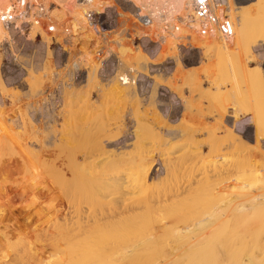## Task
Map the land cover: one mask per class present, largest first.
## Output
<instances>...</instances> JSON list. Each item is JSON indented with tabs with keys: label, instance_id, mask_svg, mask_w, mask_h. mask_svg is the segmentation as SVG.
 Segmentation results:
<instances>
[{
	"label": "rangeland",
	"instance_id": "374dc122",
	"mask_svg": "<svg viewBox=\"0 0 264 264\" xmlns=\"http://www.w3.org/2000/svg\"><path fill=\"white\" fill-rule=\"evenodd\" d=\"M253 1L256 0H229L228 11L235 32L230 41L204 39L197 35L193 38L192 35L187 41L192 46L182 51H179L178 41L173 38L166 41L169 45L174 43L167 49L165 46L158 49L149 43L143 49L137 45L138 42L133 44L124 41L122 48H114L119 53L118 59L108 56L109 65L102 72L99 59L90 51L87 41L85 56L81 58L85 60L83 65L88 67V79L77 89L66 88L61 102H41L40 94L52 82L54 74L58 72L57 68L71 57L58 51H55V54L49 51L47 54L46 47L40 40L36 41L38 45L34 55L10 59L5 65L2 64L0 56V234L8 233L12 241L19 238L17 235L20 233L22 239L29 240V244L23 242L25 246L21 241H16L14 247L12 244L8 247L9 241H3L5 239L0 237V247H3L0 248L3 252H0L4 254L5 251V255L7 253V256L0 260V264H19L18 254L26 248L37 253V260L31 261L40 262L41 258L45 259L46 250L52 249V233H56L66 224L68 225L64 227H69V224L76 227L77 224L73 225L78 218L76 205L82 206L86 216L113 207L115 201L120 198H117L116 194L114 199L115 195H111V191L101 188L100 180L104 181L116 165L124 164L126 168L129 167L130 165L125 163L132 158V155L129 156L132 152L133 156L145 154L149 166L153 169V177L154 174L157 175L154 179L160 178L156 181L157 184L159 181L156 193L162 194L164 189L175 191L176 187H182L183 190L184 187L192 185L191 191L182 196V201H177L172 207L180 216L185 214L181 216L185 218L184 221L189 220L192 215L195 217L204 213L208 208H214L225 199L230 200L227 197L235 199L242 192L256 190L259 182L245 179L248 178L246 171L249 164L256 160L258 168L263 166L257 169V172H264V17L262 19L260 16L255 22L251 20L253 27L242 25L243 15L246 13L244 5L253 4ZM237 7L239 11L235 10ZM87 37L90 40L92 35ZM124 70H133L134 82H130L128 76L122 73ZM5 75L9 77V81H5ZM166 151L167 154L169 152L168 155ZM109 155L116 159H103ZM118 159L119 162H115ZM196 161V164L193 163ZM198 162L201 167L197 165ZM203 163L212 173L204 171ZM89 164L98 166L97 170H92L95 167ZM194 164L195 167L203 169L206 173L204 176H208L204 177L201 174L203 171L197 170ZM226 169L233 175H228ZM92 171L100 173L92 174ZM23 172H28L27 176ZM87 172L91 178H88ZM255 172L256 170L250 172L248 176ZM223 173L226 174L223 176ZM245 173L247 178L244 177ZM212 174H215V178ZM260 175L262 178L264 173ZM214 182L221 184L212 189L213 185L216 186ZM56 184L65 187L68 197L65 192L61 195L60 189H56L60 185L57 187ZM34 185L38 187L32 189ZM206 186L211 188L210 192ZM40 188H44L43 191ZM47 190H51L52 194ZM230 191L238 196H229ZM34 192L38 206L35 204L31 207V196ZM142 193L138 196L147 194L146 191ZM211 195L213 198L208 201L205 196L210 198ZM224 197L226 198L222 201ZM29 199L32 200L30 207L26 204ZM42 199L45 203L48 200L51 206L48 203L46 205ZM172 199L171 197L170 200ZM40 200L45 205H42ZM23 202L25 204L21 205ZM78 202L80 204H77ZM35 208L36 212L42 210L43 215L35 214ZM54 210L57 213L61 210L56 220H53ZM73 213H76V217ZM67 217L72 219L66 220ZM167 223L163 229L169 228ZM222 223L216 224L219 228L216 226L218 231L215 229V233L224 237L226 230ZM3 225L8 228L3 229ZM42 228L46 232L38 239L35 234ZM100 229L102 228H99L97 233L95 230L91 231L95 232L90 233L92 236L88 234L90 243L100 244L93 241L97 240V237H105L104 229ZM96 234L97 237L94 236ZM100 234L102 236H99ZM90 237L96 239L90 241ZM37 239L42 244L39 243L40 247L36 244ZM28 249L27 252H30ZM252 249L254 245L250 242L248 250ZM221 250L227 251V248ZM166 256V248L154 246L146 251L142 261L145 264H166L163 263L167 260ZM98 260L92 258V262L84 264H102L100 258ZM104 261L108 262V259Z\"/></svg>",
	"mask_w": 264,
	"mask_h": 264
},
{
	"label": "bare ground",
	"instance_id": "6f19581e",
	"mask_svg": "<svg viewBox=\"0 0 264 264\" xmlns=\"http://www.w3.org/2000/svg\"><path fill=\"white\" fill-rule=\"evenodd\" d=\"M174 1L181 8H184L186 0H174ZM3 2H4V0H0V5ZM253 2H254L253 4L250 3V4L244 5V9L246 10V13H244V15H243V22H242L243 27H247L248 25H251L253 27L254 24L251 22V20L253 22H255V19L259 18L260 16H261V18L264 17V0H256ZM235 10L239 11V8L237 7V8H235ZM262 19H261V21H262ZM261 25H262V23H261ZM263 26L264 25H262V27ZM260 30H261V28H260ZM5 33L6 32H5L4 28L0 24V38ZM194 36H195V34H193V38H194ZM169 39H171V38H168L167 41ZM172 44H174V43H170V45H172ZM170 45L167 42L166 44L164 43L163 47L165 46L167 49L168 47L173 46V45L172 46H170ZM122 47L123 46L120 45V48H122ZM119 77H120V73H119ZM188 136H190V135H188ZM139 141H141V140H139ZM177 143H178V141H177ZM173 144L171 146H173ZM169 149H170V147H168V150ZM172 149H173V147H172ZM152 151H154V150H152ZM173 152H175V151H173ZM140 154H141V152H140ZM143 154H144V152H143ZM147 154H148V152H147ZM166 154H167V151H166ZM168 154H169V152H168ZM218 154H219V152H218ZM130 155H132V158H130V160L128 159L129 161L127 160L128 162H126L125 164L130 165L129 167H131V168H129V167L126 168V166L124 164L120 165V166L116 165V167L114 166L115 168L109 173V175L104 179V181L100 180V187L101 188L106 189L108 191H111L110 194L115 195L114 199L117 195H118L117 198H120L119 201H115L116 203L113 207L110 206L108 208L102 209L101 212H99L98 214L86 216L83 214L84 210H83L82 206L76 205V206H78L77 208L75 207L76 209H78L77 211H75L77 213V216H78L77 220L74 219V217H72L70 215L74 220H76V222L74 221L75 223L73 224V225L77 224L76 227L71 226V224H69L71 227L70 226L64 227V226L68 225V224H66V225L62 226V229H60L59 231H56V233H52L53 235L50 233L52 235V239H50L52 241V244H51L52 249L46 250L45 259L41 258L40 262H35L34 260L31 261L32 259L37 260V258H35V257H37L36 256L37 253H35V250L33 251L30 248L29 249L26 248L23 250V252L18 254L21 250L20 249L19 252H17V254L19 255V259H20L19 264H84L85 262H88V263L92 262V258L93 259L96 258L97 260L100 258V262H102V264H133V263L134 264H145L142 261L143 255L146 253V251L148 249H150L151 247H154V246H156V247L161 246V248L163 247V249H165V248L167 249V256H166L167 260L163 262L166 264H264V176L261 178V175H260V174H263L264 172L262 173L261 170H260L261 172H257V169L263 168V166L262 167L260 166L261 168H258V165H257L258 161L257 160L249 164L247 171H246L248 174L245 173V175H244V177H245L247 174L248 178L245 177V178H247V179H245L246 181L249 179H251V180L253 179V181L256 180L257 182H259L260 185L257 186L256 190H250V191L248 190L249 192L246 191V193L242 192L243 194L240 193L239 197H237L235 199H232L233 197H230V198L227 197V199H230L227 201L225 199L226 197H224V198H222V201H224L223 199H225L226 202L224 201L221 203V200H219V202L221 204H219L217 206H215L216 204H214V206H215L214 208L212 207L210 210L208 208L207 210L204 211V213H202V214L200 213L199 215H197L195 217L192 215V217L189 220L187 219L184 221L183 219H185V218L184 217L182 218L181 216H184L185 214L183 212H181L184 215L180 216V214H178L179 212L177 213L176 210H174V208H172V207H174L176 205L177 201H180L181 199H183L182 196H184L187 191L188 192L191 191L192 185H191V187H188V186L184 187L183 190H181L182 187H181V189L176 187V190L174 189L175 191H173L171 189H170V191H165V189H164V190H162V191H164V193H162V194H161V192L156 193L157 191H155V190L157 188V185H159V181H158V184L156 181L160 178L158 177L157 180L154 179L157 175L155 176V174H154V177H153V173H152L153 169L148 164L149 161L146 158L147 156H145V154L133 156V152H132V154L130 153L129 156ZM109 157H112V156L109 155L103 159L108 160ZM187 157H188V155H187ZM190 157H191V155H190ZM196 157H197V155H196ZM112 158H111V160H112ZM163 158H164V156H163ZM113 159H116V158H113ZM201 159H203V158H201ZM201 159H200V161H201ZM150 161H152V160H150ZM115 162H119V159ZM262 162H264V161H262ZM186 163H188V162H186ZM193 163L196 164L197 161L193 162ZM195 164H194V167L196 166ZM204 164L205 163H203V166H204ZM89 165L92 166V164H89ZM151 165H153V164H151ZM178 165H179V163H178ZM197 165H199L200 167L202 166L199 162ZM206 165H209V164H206ZM92 167H90V168H92ZM94 167L95 168H92V170L93 169H94V171H95V169L97 170L96 167H98V166H94ZM183 167H184V165H183ZM188 167H189V165H188ZM204 167H205L204 171L206 170L205 171L206 173H208V172L212 173L211 170L208 171L209 169L208 170L206 169L207 166H204ZM231 167H230V170H231ZM164 168L166 169V167H164ZM195 168L197 170L200 169L199 167L198 168L195 167ZM219 168H221V167H219ZM173 169H171V170H173ZM90 170H88L89 174L91 173ZM214 170H215V168H214ZM224 170L225 169H223V171ZM255 170H256V172L251 175L252 177L251 176L249 177L248 175L250 174V172L253 173V171H255ZM94 171H92V174L95 173ZM167 171H168V169L166 170L165 174L167 173ZM202 171H203V169L202 170L200 169V172H202ZM97 172H99V171H97ZM181 172H182V170H181ZM195 172H197V171H195ZM203 172L201 174H203V176H204V174H206V173L205 172L203 173ZM217 172L219 173L220 171H217ZM24 173L25 172H23V174ZM156 173H158V172H156ZM213 173H215V172H213ZM227 173L229 175L231 173V171L229 173V170H227ZM25 174L27 176L28 172ZM87 174H88V172H87ZM89 174H88V178H91L92 176L89 177ZM225 174L226 173H223V176ZM231 174L233 175V173H231ZM23 176H25V175H23ZM97 176H95V177H97ZM207 176L208 175H206L204 177H207ZM17 177H18V175H17ZM95 177H93V178H95ZM163 177H165V175ZM168 177H169V175H168ZM229 177H228V180H229ZM197 178H198V176H197ZM214 178H215V176H214ZM233 178H235V174H234ZM233 178H230V179H233ZM21 179H23V178L21 177ZM198 179H200V178H198ZM211 179H213V178H211ZM203 180L204 179H202V181ZM9 181L11 182V180H9ZM20 181L18 182V184L20 183ZM179 181H181V180H179ZM198 181H200V180H198ZM206 181H207V178H206ZM223 181L225 182L226 180H223ZM215 182H216V180H215ZM242 182H245V181H242ZM204 183H205V180H204ZM251 183H250V185H252ZM10 184L11 183H9V185ZM60 184H56L57 187ZM160 184H162V183H160ZM220 184H218V185H220ZM13 185H14V183L12 184V186ZM15 185H16V183H15ZM163 185H164V182H163ZM208 185H209V183H208ZM212 185H213V183H212ZM212 185H210V186L212 187ZM218 185L217 184H216V186L213 185L212 189L214 187H216V188L219 187ZM203 186H204V184L201 187H203ZM37 187H38L37 185H36V187L34 185V187H32V189L33 188L36 189ZM41 187H43V186H41ZM208 187L206 186L207 190H209V192H210L211 188H208ZM216 188H215V190H216ZM252 188H253V186H252ZM43 189H41V191H43ZM56 189H60L61 195H63L62 193L65 192V190H64L65 187H63L62 185H60V187H58ZM245 189H247V188H245ZM2 190H1V192H2ZM102 190H101V192H102ZM106 190H104V191L107 192ZM159 190H160V187H159ZM203 190H204V188H203ZM207 190H206V192H207ZM242 190H243V188H242ZM23 191L24 190H22L21 192L24 193ZM50 191L51 190H49V191L47 190V192H49V193H50ZM104 191H103V194H104ZM145 191L147 192V194H145V196L144 195L138 196L142 192L144 193ZM35 192H34V195L31 196V198L33 197V202H32L33 206H31V207H34V205L37 203L36 199L34 198V196H36V198H37V195H35ZM232 192L229 193L230 194L229 196H231V194H233V195L235 194ZM138 193H140V194H138ZM36 194H37V192H36ZM51 194L52 193H50V195ZM72 194H74V193H72ZM207 194H209V193H207ZM213 194H215V193L213 192ZM4 195H5V192H4ZM19 195H23V194H19ZM24 195H25V193H24ZM119 195H120V197H119ZM236 195L238 196V194H236ZM236 195H234V196H236ZM104 196H106V195H104ZM66 197H68V194ZM171 197L174 200L173 199L170 200ZM175 197H176V200H175ZM209 197L210 198H207L205 196V198L208 201H209V199L213 198L212 195ZM9 199H10V197H9ZM48 199H50V198H48ZM185 199H187V198H185ZM22 200H23V198H22ZM29 200H27V201H29ZM50 200H49V202H52ZM31 201L32 200H30L29 202H26V204L28 203V205H27L28 207H30V204L32 205ZM40 201H38V202H40ZM46 201L48 203V200H46ZM43 202L45 203L44 200H43ZM43 202L41 201L40 203L42 204ZM47 203H45V204L48 205L49 203L48 204ZM52 203H54V202H52ZM1 204H2V202L0 203V205ZM24 204H25V202H23V204H21V205H24ZM77 204H80V203L78 202ZM217 204H218V202H217ZM207 205H211V204H207ZM25 206H23V207H25ZM50 206H47V207L51 208ZM1 207H2V205H1ZM1 207H0V209H1ZM28 207H25V208L29 209ZM58 208L60 209V207H58ZM106 209H108V210H106ZM37 210H38V208H37ZM56 210H58V209H56ZM56 210H54L55 212H54L53 220L57 219L58 214L61 211L60 210L59 213H57ZM192 211L194 212V210H192ZM192 211L190 213H192ZM51 213H53V211ZM76 213H73V215L75 217H76V215H75ZM35 214L41 215L42 210H39L36 212V208H35ZM0 218L2 219V215H0ZM70 218L67 217L66 220H69ZM108 218H109V220H105ZM47 219H49V218H47ZM83 220H84V223H83ZM168 220L170 222H168V223L165 222ZM80 221H82V222H80ZM42 222H44V221H42ZM181 222L183 224H180ZM219 222H223L222 224L225 225V227H223L226 230L224 237L216 235V233H215L216 232L215 229L218 231L217 228H219V227L216 224L217 223L219 224ZM166 223L169 224L168 225L169 228L163 229V227L165 226ZM55 224H56V222H55ZM181 225H182V227H181ZM216 226H217V228H216ZM7 228H8V226L5 225L3 229H7ZM93 228H97V230H95ZM99 228H102L100 230L104 229L105 237L102 236V234L99 235V236H102V238L97 237L98 234H96L94 236L97 237L98 239L93 240V239H96V238H93L94 237L93 236L92 239L90 237V241L93 240V241L99 242L100 244H98V243L94 244L95 242L90 243L88 236L95 233V232L97 233ZM47 229H48V227H47ZM94 230H95V232H91ZM35 231H36V229H35ZM2 232H3V230H2ZM39 232L36 233L35 236L38 239H41L42 237L39 238L40 235L44 234V232H46V230H44V228H42V230H40ZM1 234H3V235H1ZM1 234H0V237L5 239L3 241H7V242L9 241L7 244V245H9L8 247H11L10 244H12L14 247L15 246L14 244H17L18 241H21L20 243H22V245H24L23 242L28 243V241H29V240L26 241L25 239H22L23 236H21L20 233H18V235H17L20 238V240H17L19 238H17L16 240L13 239L14 240V241L12 240L13 242L10 240L8 233L3 232ZM46 237H48V236H46ZM49 238H51V237H48V239ZM38 239H37V242H38ZM250 242H252V244L254 245V249H252L251 251L248 250V246H249ZM39 243H40V241L36 244H39ZM40 244H39V247H40ZM44 244H45V242H44ZM0 246H1V244H0ZM51 246H49V247L51 248ZM26 247H27V245H26ZM230 247H235V248L232 249ZM0 248L3 249V247H0ZM41 248L43 250V247H41ZM46 248H48L47 245H46ZM208 248H211V249L207 250ZM223 248H227V251H224V250L222 251L221 249H223ZM27 249L31 250V251L27 252ZM1 252H3V251H1ZM1 252H0V260H2L3 258H5L7 256V253L5 255V251H4V254ZM166 257H165V259H166ZM105 259H108V262L104 261ZM159 264H162V263H159Z\"/></svg>",
	"mask_w": 264,
	"mask_h": 264
},
{
	"label": "built area",
	"instance_id": "2783aa9c",
	"mask_svg": "<svg viewBox=\"0 0 264 264\" xmlns=\"http://www.w3.org/2000/svg\"><path fill=\"white\" fill-rule=\"evenodd\" d=\"M228 9L229 0H186L184 8L174 0H5L0 5V24L6 32L0 38V56L5 65L10 59L34 55L40 40L47 54L58 51L71 57L40 94L41 102H61L66 88L77 89L88 79L81 58L87 41L102 72L111 56L118 59L114 48L124 41L159 49L174 38L179 51L192 46L187 41L193 34L230 41L235 32ZM87 35H92L90 40ZM132 71L122 72L130 82ZM3 78L9 81L7 75Z\"/></svg>",
	"mask_w": 264,
	"mask_h": 264
}]
</instances>
